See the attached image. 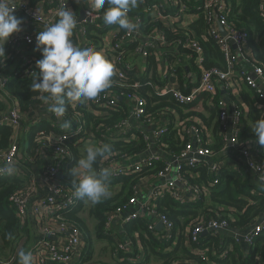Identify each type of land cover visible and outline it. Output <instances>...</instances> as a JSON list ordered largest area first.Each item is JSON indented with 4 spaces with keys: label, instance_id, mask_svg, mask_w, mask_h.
<instances>
[{
    "label": "trees",
    "instance_id": "trees-1",
    "mask_svg": "<svg viewBox=\"0 0 264 264\" xmlns=\"http://www.w3.org/2000/svg\"><path fill=\"white\" fill-rule=\"evenodd\" d=\"M34 1L30 0V3L33 5ZM190 1L192 6V0ZM224 1L227 22L248 33L252 57L264 67V21L259 16L262 0ZM133 10L134 8L129 11V15ZM137 13L140 14V10L132 14ZM183 14L188 15L192 20L194 15H199L186 25V30L202 48L201 69L193 62L194 56L191 51L182 47L180 32L173 34L166 28H163V31L171 47L183 57L180 59L181 56H169L168 62L173 67L175 82L181 90L187 92L195 86V83L193 85V82L188 80V72L191 73L192 69L195 75H200L203 69L225 70L226 63L221 51L205 34L207 23L198 6H192L190 9L188 5ZM95 30L96 33H101L97 28ZM84 37L95 48L99 46V39L90 33L85 32ZM72 39L76 41L75 32ZM136 46L137 44H134L135 48ZM4 51L6 56L5 45ZM129 55L126 57L127 61L114 65V70L115 67L121 68L128 80L118 82L112 76L111 86L104 90L120 96L114 110L98 108L91 100L66 103V111L62 119L71 122L69 129L75 125L82 126L83 132L80 136H72L61 141L49 139V136H58L60 130L50 128L46 121L36 122L27 129L26 124L23 123L18 133L9 125L0 129V154L8 149L13 139H17L19 146L16 160L19 174L0 178V257L4 260H19L18 252L23 247L27 250L35 239V230L31 229V216H27L24 220L18 218L16 209L9 200L13 193L26 188L32 177L38 181L40 177L46 176L58 185L75 192L76 179L71 176L70 169L85 154L88 145L109 144L112 147L111 153L94 165L97 169L110 168L118 161L132 159L143 151L147 141L143 139L140 130L143 131L144 125H135L133 120L128 118L124 96L136 92L145 101L147 118H153L157 122H161L159 119L164 118L166 131L156 141L158 159H152L149 164L140 167L136 172L110 175L108 182L110 194L100 203L90 202L85 208L83 206L85 200L77 199V205L71 210L52 213L53 216L61 215L65 221L73 224L83 237L85 247L77 264H101L92 261L90 255L92 234L94 241L102 240L110 245L108 247L111 264H151V262L264 264V234L257 236L249 247H244L233 235L235 231H244L262 215L264 187L257 176L246 168L237 148L231 149L233 151L219 152L221 144L218 115L219 103L223 99L222 89L217 86L215 94L201 92L190 103L179 105L170 95H155L150 87L153 82H161V78L156 77L158 66L162 62L160 60L158 62L157 54L148 57L147 70L144 73L139 72L135 61H129ZM4 59L5 57L0 58V70L9 65L8 59H5L2 66ZM33 78L34 76L22 80L13 79L8 83L7 90L16 98L20 111L27 112L45 102L38 91H32ZM134 83L138 84L136 89L131 87ZM223 91L227 99L235 101L245 113L241 119L239 143L254 145L257 157L264 165V145L259 144L252 131L255 121L264 118V101L259 100L244 83L239 85L236 95L225 89ZM1 100L2 98L0 114L6 109ZM125 120L129 122L130 129H123L122 132L111 135L112 131H116L115 126ZM141 120L145 123L146 119L141 118ZM193 126L198 128L202 146L215 153L209 161L211 163L218 161L222 166L215 171L210 168L208 162L200 160L193 169L181 172L182 175L186 172L184 174L186 182L198 190L196 198L191 202L181 203L177 198L169 196V193L147 198L145 194L147 187L142 186L145 184L152 186L160 181L159 174L165 169L169 157L179 156L187 142L193 141L190 133V128ZM39 130H44L41 138L35 135ZM57 148H64L68 156L64 154L58 156ZM49 167H54L56 171L46 172ZM137 195L139 199L145 201L146 208L140 210L136 218L123 223L119 228L118 226L113 228L112 224L109 226L107 214L127 205L129 200ZM84 213L91 219L93 228L83 219ZM160 216H165L172 223V229L168 232L163 225L160 228L156 227ZM212 219H225L229 225L227 232L230 233L216 236L208 230L199 234L195 242L191 241L189 238L191 226L196 221L206 222Z\"/></svg>",
    "mask_w": 264,
    "mask_h": 264
},
{
    "label": "built area",
    "instance_id": "built-area-1",
    "mask_svg": "<svg viewBox=\"0 0 264 264\" xmlns=\"http://www.w3.org/2000/svg\"><path fill=\"white\" fill-rule=\"evenodd\" d=\"M224 2V0H192V6H198L206 19L205 34L221 51L225 59L226 69L210 68L201 70L195 86L193 84V87L186 92L180 88L171 87V84L175 83L176 77L172 65L168 62V57L181 55L171 45L169 46L170 43L165 38L163 28L169 29L173 34L180 32L182 47H186L191 51L194 56L193 62L201 69L202 48L195 39H192L191 33L186 30V25L199 15H194L192 20L191 17L183 14L188 5L190 9L192 8L190 0L138 1L136 8H139L138 10L141 13L132 14L136 8L132 13L130 12L131 15L128 13L130 19L137 25V28L132 32L121 29L118 25H105L101 18L103 10L95 13L92 17L88 16L90 9L84 0H35L33 5L30 0H10L11 6L15 7L13 14L17 18H22L23 23L21 25L22 30L13 33L4 44L7 49L5 59H8L9 65L0 70V99L2 98L1 101L6 106L5 112L0 114V129L5 125H9L18 133L23 123L26 124L27 129L31 125L34 126L36 122L46 121L50 128L60 130L58 136L47 135L49 139L61 141L82 134L83 130L80 125H75L68 131H61L62 117L57 118L54 113L50 112L48 104L45 102L27 112L20 111L16 98L7 90L8 83L11 80L27 79L33 77L34 74H38L36 61L41 59L42 56L41 52L36 49V36L39 31L44 30L47 24L57 21L58 10L65 6L74 12L77 20L80 13L83 15V18L77 21V28L74 30L76 41L73 42L76 43V46L91 47L103 52L113 65L126 60L127 55L130 53L129 48L134 44H137V55L142 58L144 64L149 56L157 54L161 59L160 61H162L160 63V77L167 78L170 75V81H166L165 84L151 83L150 87L155 95H170L179 105H186L201 92L215 94L219 85L222 89L236 95L239 84L244 83L256 94L259 100L264 101V67L258 64L250 55L248 33L227 22ZM259 9V16L264 21V0H262ZM32 26L33 28H31ZM219 27H222L225 31L224 35L220 32ZM95 28L100 30L101 33H96ZM85 32L99 39L100 43L97 48L84 37ZM180 59H183V57H180ZM146 65L139 72L144 73ZM237 65H239L240 74L237 79V81L240 80L239 84L232 80L233 71ZM113 76L118 82L128 80L119 67H115ZM137 86L138 84L134 83L131 87L136 89ZM124 96L127 102L128 118L133 120L135 125H144L142 127L143 131L140 130V133L147 143L143 151L134 158L118 161L115 165L110 166L112 176L136 172L140 170V167L149 164L152 159H158V152L155 149L156 141L166 131L164 118L159 119L161 122H157V120L150 117L147 118L144 109L145 101L142 96L136 92ZM119 97L116 93L103 91L91 102L98 108L114 110L118 105ZM219 106V142L221 144L219 152L224 153L226 150L233 151L231 149L237 148V152L246 168L252 171L257 176L258 181L261 182L264 180V165L257 157L255 146L251 143H239L241 119L245 114L243 109L230 99L220 101ZM141 118L146 119L145 123ZM123 129H130V124L126 120L118 123L115 126L116 131H112L111 135L118 134ZM190 133L193 141L187 142L179 156L169 157L165 169L159 174L160 181L149 186L150 190L146 195L147 198L169 193V196L177 198L181 203L191 202L196 198L198 190L186 182L184 174L193 169L200 160L208 162L210 168L215 171L222 166L218 161H212V163L209 161L215 153L213 150L211 151L202 146L198 128L196 126L191 127ZM43 134L44 130L35 133L37 137ZM18 152V141L13 139L8 149L0 154V169L6 168L11 163L17 169L15 174H19L16 163ZM56 152L58 156H63V154L68 156L64 148H57ZM183 170L186 172L182 175ZM47 171L54 173L56 169L49 167L46 169ZM5 176L7 175L0 174V178ZM39 182L46 186V193L37 196L35 184ZM147 186L145 184L142 187ZM9 200L14 205L18 218L24 220L31 215L36 219L34 224L35 239L27 251L31 252L33 256V264H77L80 262L85 243L79 230L70 222L65 221L61 215H52L55 212L71 210L77 205L74 191L58 185L46 176L40 177V181L32 177L30 184L26 188L13 193ZM143 208H146L145 201L139 199L138 195L134 196L127 205L107 214V224L109 226L113 225L114 221L117 220L121 226L123 223L136 218ZM261 218L260 223L254 222L242 234L235 231L234 237L242 245L252 246L254 239L264 233V211ZM158 222L164 226L166 232L172 229V223L165 216H160ZM208 230L216 236H224L229 230V225L225 219H212L206 222L196 221L189 230V238L195 242L199 234ZM0 264H19V260H4L0 257Z\"/></svg>",
    "mask_w": 264,
    "mask_h": 264
},
{
    "label": "clouds",
    "instance_id": "clouds-1",
    "mask_svg": "<svg viewBox=\"0 0 264 264\" xmlns=\"http://www.w3.org/2000/svg\"><path fill=\"white\" fill-rule=\"evenodd\" d=\"M90 11L88 16L102 11L105 25H118L132 32L137 25L128 13L138 6V0H84ZM10 0H0V58L5 57L4 44L13 33L22 30V18H17ZM56 22L47 24L36 36V49L42 58L36 61L38 74H34L32 91H38L48 104V110L57 118L63 117L66 103L95 100L111 86L114 65L101 51L82 48L74 44L72 37L77 28V17L66 6L58 10ZM62 129L71 128V122L63 120ZM252 131L260 145H264V118L255 121ZM112 151L109 144L88 145L85 154L70 169L76 179L74 196L92 204L108 198L109 168L94 167L99 160ZM17 169L14 164L0 169V174L12 176ZM264 187V180L261 181ZM19 264H33L31 252H18Z\"/></svg>",
    "mask_w": 264,
    "mask_h": 264
},
{
    "label": "crops",
    "instance_id": "crops-1",
    "mask_svg": "<svg viewBox=\"0 0 264 264\" xmlns=\"http://www.w3.org/2000/svg\"><path fill=\"white\" fill-rule=\"evenodd\" d=\"M136 10H138L137 8L134 10V11H136ZM169 46H170V44H169ZM136 48L134 47V45H132V46H130V55L128 56V59H129V61H131V62H133V61H135V65H136V68L137 69H139V71H141V68L143 69V67L145 66V64H144V62L142 61V58L141 57H139L137 54H136ZM250 55L252 56V52H251V48H250ZM181 57H182V55H181ZM158 60H161L159 57H158ZM184 61V60H183ZM257 62V61H256ZM258 63V62H257ZM259 64V63H258ZM186 67H187V65H186ZM146 70H147V66H146ZM193 69H192V71H191V73H189L188 72V77H189V79L188 80H190L191 82H193V84L195 83V82H197V80H198V77H199V75H195L194 73H193ZM157 75H156V77H158V78H161V82L160 83H158V84H165L166 83V81H170V75L167 77V78H163L162 76L160 77V75H161V73H160V66H158V70H157ZM239 65H237V67L234 69V71H233V77H232V80L234 81V82H236V83H238L239 84V81L240 80H238L237 81V79H238V77H239ZM174 82H175V80H174ZM240 85V84H239ZM170 86V85H169ZM171 87H176V88H181L179 85H178V83H173V84H171ZM218 88L221 90L222 88H221V86L219 85L218 86ZM222 94H223V99L222 100H227V97H226V95H225V93H224V91H223V89H222ZM37 180V179H36ZM38 181H40V180H38ZM146 191H145V194L147 195L148 194V190H150V187L149 186H147V188L145 189ZM35 192L37 193V196H40V194H43V193H46V186L42 183V182H39V183H37V184H35ZM31 216V215H30ZM31 218H32V221H31V229H34V224H35V218L33 217V216H31ZM261 216H260V218H258V219H256L255 220V223H260L261 222ZM29 223H30V221H29ZM113 228H115V226H118V227H120V225H119V223H118V221L117 220H115L114 221V223H113ZM245 231V230H244ZM244 231H241V232H237V233H239V234H242ZM230 232H226L225 233V235H227V234H229ZM235 233V232H234ZM264 234V233H263ZM244 246V245H243ZM245 247V246H244Z\"/></svg>",
    "mask_w": 264,
    "mask_h": 264
},
{
    "label": "rangeland",
    "instance_id": "rangeland-1",
    "mask_svg": "<svg viewBox=\"0 0 264 264\" xmlns=\"http://www.w3.org/2000/svg\"><path fill=\"white\" fill-rule=\"evenodd\" d=\"M21 166H22V170H24L23 165H21ZM89 205H90V202L85 200L83 203V206L85 208H87ZM82 217L86 221L88 226L93 228V224H92L91 219L89 217H87V215L85 213L82 214ZM115 227H117V226H115ZM117 228H119V227H117ZM92 237H93V242L91 241V243H90V245H91L90 255L92 256V261H96V262L101 263V264L102 263L103 264H111L112 260L110 261V258H109V247H108L110 245L105 244V242L102 240L94 241L95 239H94L93 234H92ZM28 249L25 250L23 247V250H25L26 252L28 251ZM157 263L158 262H151V264H157Z\"/></svg>",
    "mask_w": 264,
    "mask_h": 264
},
{
    "label": "water",
    "instance_id": "water-1",
    "mask_svg": "<svg viewBox=\"0 0 264 264\" xmlns=\"http://www.w3.org/2000/svg\"><path fill=\"white\" fill-rule=\"evenodd\" d=\"M82 18H83V15L80 13L79 19H78L77 21H80ZM219 30H220V32H221L223 35L225 34V31L223 30L222 27H219ZM230 43L232 44L231 41H230ZM233 46H234V45H233ZM161 226H162V225H161L160 222H158V223L156 224V227H157V228H160Z\"/></svg>",
    "mask_w": 264,
    "mask_h": 264
}]
</instances>
